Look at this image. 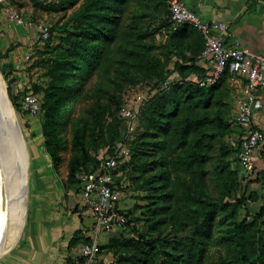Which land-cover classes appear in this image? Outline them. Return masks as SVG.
<instances>
[{"label": "trees", "instance_id": "trees-1", "mask_svg": "<svg viewBox=\"0 0 264 264\" xmlns=\"http://www.w3.org/2000/svg\"><path fill=\"white\" fill-rule=\"evenodd\" d=\"M129 1L58 0V5L52 6L64 9L78 3L70 15L71 28L67 24L53 26L62 36L45 60L48 81L45 87L34 86L36 93H43L39 119L44 150L52 168L59 173L67 149L64 132L70 123V157L62 180L66 192L76 183V170L96 169L113 151L116 140L99 154L91 151L84 135L87 122L83 120L81 125L79 116L71 117L83 81L98 65H104L103 74L114 66L111 81L119 91L126 84H141V75L154 78L147 89L154 93L137 115L141 130L135 147H130L127 158L119 163L114 180L120 186L123 169L131 165L135 172L133 181L146 193L147 230L153 232L167 226L173 236L151 238L147 231L136 238H110L103 247L117 255L114 264H264V204L240 218L246 200L254 201L256 196H246L236 170L230 165L231 153L235 151L228 141L233 124L228 103L230 73L226 70L216 84L207 87L187 81L192 74L200 77L204 73L196 65L204 44L200 32L187 23H175L165 0L155 1L160 17L154 28L139 26L148 16L143 0H135L138 11L121 28ZM158 33L163 36L161 45L151 43ZM117 40L116 60L111 61V46ZM10 49L0 52V59L7 58ZM170 55L176 59L172 70L166 68ZM7 67L10 65L6 62L0 64L5 79ZM172 75L179 76L181 81L160 88ZM114 100L118 105L115 117L124 123L118 113L125 104H120L117 97ZM105 111L96 113L91 129L105 119ZM212 160L216 197L207 183ZM118 211L126 217L121 226L128 225L132 220L130 213L121 208ZM84 242H89V238L82 228L70 238L68 247ZM64 264L77 263L68 256Z\"/></svg>", "mask_w": 264, "mask_h": 264}, {"label": "rangeland", "instance_id": "rangeland-1", "mask_svg": "<svg viewBox=\"0 0 264 264\" xmlns=\"http://www.w3.org/2000/svg\"><path fill=\"white\" fill-rule=\"evenodd\" d=\"M143 1L146 4L144 10L147 12L148 16L140 21L139 26H142L144 29L154 28L158 22V18L160 17V12L154 7L156 0ZM53 4L58 5V0H0V52L4 53L8 47H11L7 54V58L0 59V64L6 62V64L10 65V67L5 69L6 79L4 78V82L7 89L9 103L15 112L17 124L21 129V134L23 139H25L28 149L30 157V180L33 178V171L37 172V163L35 162L36 160L34 155L35 152L31 147L32 143L37 144L38 141L40 142L42 148L41 153H43V158H45L44 161L48 165V172L50 176H56L61 181L66 177V164L70 157L69 147L73 127L72 123L69 124L64 132L67 139V149L63 152V162L60 166L59 173H57L52 168L51 160L44 150V137L42 136L40 129L41 119L37 116L35 117L37 126L36 131L38 134L31 135L30 126L25 120V115L28 112L22 111L19 107L21 95H25L30 92L36 93L34 86H46L48 77L46 74L47 68L45 60L49 57V50L58 44L60 41L59 38L62 36V33L54 30L53 26L55 24H58L59 26L61 24H67V28H71L70 15L73 9L78 5L77 3L74 6L66 5L64 9H56L55 7H52ZM137 4L138 3L135 0L129 1L121 20V28H125L132 20V15L138 11ZM9 9H17L19 11L20 15L26 22L25 26L32 24L34 34L33 39L29 44L21 39L18 34L13 35L8 30L9 27L6 25L5 18L7 17ZM39 23L45 24L48 28V37L45 40H41L37 37L38 34L36 32V25ZM162 40L163 36L158 33L155 35L154 41H151V43L155 42V44L161 45ZM118 48L119 40L111 46L109 57L111 61L116 60ZM161 58H165V55H161ZM175 60L174 56L170 55V62L166 65L168 70L173 69ZM113 68L114 66L111 67L108 73L103 74L104 65H98L92 74L85 78V81H83L81 86L80 97L77 103L73 106L71 113L72 119L79 116L81 125H83V120L87 122V126L84 128V135L87 138V144L89 145L90 150L96 154L101 153L106 145L112 140H124L129 148L135 147L136 139L141 130L139 120L136 118L130 128L126 126L125 122H120L115 117L118 105L114 98H119L120 104H127L129 100L132 99L139 91H147L149 85L154 82V78L141 75L139 76L141 84H126L124 88L119 91L116 89L115 84L111 81V78L113 77ZM0 81L4 87V82L1 77ZM8 85L10 87V92H8ZM231 85L232 82H229V96L232 89ZM36 94L41 97L43 96L41 91ZM12 97H14L15 100H13ZM104 109H106L104 115L105 119L96 128L91 129L96 113L98 111L101 112ZM213 164V160L209 162V175L207 177V183L212 196L216 197L217 189L214 184L213 176L211 175ZM134 176L135 172H133L131 165H128L123 169L122 186L124 187H120L122 198L118 202V206L122 210L130 213L132 220L128 225L120 226L116 230H110L103 236H100V247L102 246V248L99 247L100 255L104 256L105 259H101L98 264H114L117 259V255L112 249L103 247L110 238H118L119 240L129 237L136 238L140 233L146 234L148 231L145 223L147 216V199H145L144 196L146 193L145 191L138 189L136 183L133 181ZM31 190L32 182L29 183L26 200V217L19 236H21L25 227L28 207L30 205V194L32 193ZM245 213L246 211L243 206L240 209V218H242ZM8 231L7 238L12 237L13 233L16 232V226L10 220L8 222ZM216 233L218 234V227L216 229ZM157 236L171 239L173 233L167 226L153 232H147V237L155 238ZM158 259V262L161 263L163 256L160 254Z\"/></svg>", "mask_w": 264, "mask_h": 264}, {"label": "crops", "instance_id": "crops-1", "mask_svg": "<svg viewBox=\"0 0 264 264\" xmlns=\"http://www.w3.org/2000/svg\"><path fill=\"white\" fill-rule=\"evenodd\" d=\"M180 1L204 20L227 23V44H237L264 55V0ZM5 19L11 34H18L28 44L32 41L34 34L32 24L15 25L9 22L7 17ZM231 86L228 102L231 106L230 116L233 124L228 141L235 148L240 137L249 129L264 130V87L256 90V97L252 103V120L246 125L234 121L238 99L246 86V81L239 77L232 81ZM35 117L29 113L25 115L31 135L38 134ZM35 144L32 143L31 147L34 146L42 152L40 142ZM34 155L36 159L40 158L38 154ZM254 156V168L249 172L237 162L234 150L230 156L231 168L236 170L246 196L249 193L256 196V200L245 202V211L250 213H254L261 204H264V144ZM43 157L41 153V159L44 161ZM44 165L46 166L44 174L33 171V178L30 181L32 193L24 230L18 240L0 256V264H64L68 256L73 257L76 249L68 247L73 234L83 228L84 236H89L93 219L89 208L83 205L76 185L71 186L66 192L62 181L56 176H50L45 161ZM101 259L105 257L101 256Z\"/></svg>", "mask_w": 264, "mask_h": 264}, {"label": "built area", "instance_id": "built-area-1", "mask_svg": "<svg viewBox=\"0 0 264 264\" xmlns=\"http://www.w3.org/2000/svg\"><path fill=\"white\" fill-rule=\"evenodd\" d=\"M170 18L175 23H187L193 26L203 38V49L198 55L196 65L204 69L202 76L192 74L187 81L196 83L200 87L216 84L223 73L228 70L231 80L243 77L246 86L238 99V110L234 121L250 124L252 120V103L256 97V90L264 87V55L239 46L226 43L228 24L223 21L210 22L202 19L197 13L189 9L180 0H165ZM9 22L25 26L24 18L16 9H9ZM37 37L45 40L48 37V28L45 24L36 25ZM33 39V37H32ZM174 81H181L176 75L170 76L160 88L168 87ZM154 91H139L125 104L118 113L128 128L136 120L137 115ZM20 109L37 116L41 113V96L30 92L21 96ZM264 144V130L251 128L240 137L235 146V159L245 171L254 168V154ZM129 147L124 140L114 143L112 153L107 154L100 166L94 170L79 168L75 172L76 189L83 205H86L92 216V225L89 230V242L76 246L73 254L77 264H97L101 255L99 252L100 236L117 226L126 223V217L118 211L122 192L114 180V174L119 163L127 158Z\"/></svg>", "mask_w": 264, "mask_h": 264}, {"label": "bare ground", "instance_id": "bare-ground-1", "mask_svg": "<svg viewBox=\"0 0 264 264\" xmlns=\"http://www.w3.org/2000/svg\"><path fill=\"white\" fill-rule=\"evenodd\" d=\"M33 149L40 157L35 158L37 172L44 174L46 166L41 159V152L34 146ZM29 159L15 112L0 81V256L16 242L26 217V200L31 181ZM9 220L16 226V232L7 238Z\"/></svg>", "mask_w": 264, "mask_h": 264}, {"label": "water", "instance_id": "water-1", "mask_svg": "<svg viewBox=\"0 0 264 264\" xmlns=\"http://www.w3.org/2000/svg\"><path fill=\"white\" fill-rule=\"evenodd\" d=\"M0 76H1V78H2V80H3V82H4V78H3V76H2L1 71H0ZM4 88H5L6 96H7V98H8V94H7V89H6V86H5V82H4Z\"/></svg>", "mask_w": 264, "mask_h": 264}]
</instances>
